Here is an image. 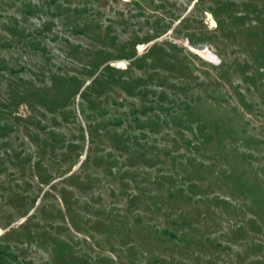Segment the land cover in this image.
<instances>
[{
    "label": "rangeland",
    "instance_id": "1",
    "mask_svg": "<svg viewBox=\"0 0 264 264\" xmlns=\"http://www.w3.org/2000/svg\"><path fill=\"white\" fill-rule=\"evenodd\" d=\"M0 264H264V0H0Z\"/></svg>",
    "mask_w": 264,
    "mask_h": 264
},
{
    "label": "trees",
    "instance_id": "2",
    "mask_svg": "<svg viewBox=\"0 0 264 264\" xmlns=\"http://www.w3.org/2000/svg\"><path fill=\"white\" fill-rule=\"evenodd\" d=\"M108 69V68H107ZM91 70V69H90ZM97 70L96 69H92V71H90V73L93 74L96 72ZM78 79L76 77H72V81H77Z\"/></svg>",
    "mask_w": 264,
    "mask_h": 264
},
{
    "label": "built area",
    "instance_id": "3",
    "mask_svg": "<svg viewBox=\"0 0 264 264\" xmlns=\"http://www.w3.org/2000/svg\"><path fill=\"white\" fill-rule=\"evenodd\" d=\"M118 2L121 3V4H125V3H128L129 0H118Z\"/></svg>",
    "mask_w": 264,
    "mask_h": 264
}]
</instances>
